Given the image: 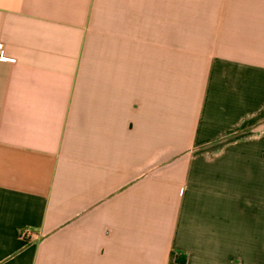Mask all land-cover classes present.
Here are the masks:
<instances>
[{"label": "crops", "instance_id": "1", "mask_svg": "<svg viewBox=\"0 0 264 264\" xmlns=\"http://www.w3.org/2000/svg\"><path fill=\"white\" fill-rule=\"evenodd\" d=\"M0 264H264V0H0Z\"/></svg>", "mask_w": 264, "mask_h": 264}, {"label": "built area", "instance_id": "2", "mask_svg": "<svg viewBox=\"0 0 264 264\" xmlns=\"http://www.w3.org/2000/svg\"><path fill=\"white\" fill-rule=\"evenodd\" d=\"M0 61H10V62H13L12 59L7 58L4 55V44L2 42H0Z\"/></svg>", "mask_w": 264, "mask_h": 264}]
</instances>
